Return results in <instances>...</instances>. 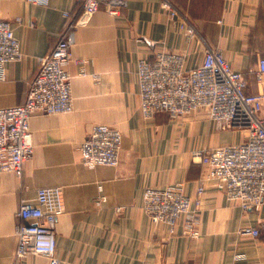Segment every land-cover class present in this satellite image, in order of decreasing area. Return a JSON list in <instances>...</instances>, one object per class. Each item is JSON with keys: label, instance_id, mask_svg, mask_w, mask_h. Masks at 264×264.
<instances>
[{"label": "crops", "instance_id": "obj_1", "mask_svg": "<svg viewBox=\"0 0 264 264\" xmlns=\"http://www.w3.org/2000/svg\"><path fill=\"white\" fill-rule=\"evenodd\" d=\"M163 2L176 11L175 19ZM76 8V0H0V18L12 22L22 52L0 79V107L24 102L40 58L65 30L63 13ZM162 48L183 52L187 69L199 65L205 51L218 49L243 73L246 91L255 93L264 56V0H124L118 15L100 9L78 27L67 66L73 111L33 114L34 153L25 172L20 178L0 172V264H48L42 255L15 256L17 211L22 199L34 200L38 187L54 185L64 201L54 226L60 264H264V197L261 205L243 208L204 180L196 238L152 224L143 212L147 187L178 185L195 197L207 167L192 152L237 137L203 110L143 118L136 62ZM95 124L120 131L116 166L88 168L77 159L78 144ZM99 193L106 202L97 207ZM250 226L259 229L257 237L240 232Z\"/></svg>", "mask_w": 264, "mask_h": 264}, {"label": "built area", "instance_id": "obj_2", "mask_svg": "<svg viewBox=\"0 0 264 264\" xmlns=\"http://www.w3.org/2000/svg\"><path fill=\"white\" fill-rule=\"evenodd\" d=\"M76 2L75 11L63 13L68 20L65 30L52 50L40 58L38 71L29 83L24 102L0 107V172L11 171L19 178L25 172L34 153L29 126L33 114L73 111L67 66L72 59L70 46L78 27L86 25L100 9L118 15L124 4V0ZM163 8L169 19H175L176 11L168 3L163 2ZM186 29L189 38H193L192 29L188 26ZM21 57L12 22L0 18V79L4 78L5 67L20 61ZM257 64L259 88L257 92L249 93L243 73L235 69L218 49L205 51L201 63L190 69L185 68L183 52L165 48L137 60L135 72L143 118L150 119L158 112L177 117L203 110L208 120L218 126L245 132L239 142L205 146L192 152L193 157L207 167L195 197L185 195L178 185L145 188L142 209L152 224L164 223L173 234L196 238L199 235L197 227L204 180L213 181L229 202L243 208L263 203L264 56L258 59ZM121 140L118 129L95 124L78 144L77 159L88 168L116 166ZM93 202L97 207L102 206L106 197L99 193ZM63 209V192L58 185L38 187L33 201L22 199L17 211L21 221L17 227L15 256L37 254L47 257L48 264H60L55 256L54 226ZM240 232L254 237L259 235V229L254 226L245 227ZM235 256L244 258L240 254Z\"/></svg>", "mask_w": 264, "mask_h": 264}, {"label": "rangeland", "instance_id": "obj_3", "mask_svg": "<svg viewBox=\"0 0 264 264\" xmlns=\"http://www.w3.org/2000/svg\"><path fill=\"white\" fill-rule=\"evenodd\" d=\"M227 129L230 130V131L232 130L233 133H234V135H237L236 140L234 139L233 141L228 142V143H236V142H239L242 139V137H243V135L245 133L243 129H235V128H227Z\"/></svg>", "mask_w": 264, "mask_h": 264}]
</instances>
